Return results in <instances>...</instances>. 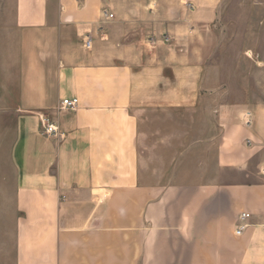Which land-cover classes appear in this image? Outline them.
<instances>
[{
    "label": "crops",
    "instance_id": "0c3cea01",
    "mask_svg": "<svg viewBox=\"0 0 264 264\" xmlns=\"http://www.w3.org/2000/svg\"><path fill=\"white\" fill-rule=\"evenodd\" d=\"M219 2L0 0V32L17 45L15 264H264V105L215 111L216 169L247 182L149 185L141 173L140 115L195 108ZM43 120L59 137L41 135Z\"/></svg>",
    "mask_w": 264,
    "mask_h": 264
},
{
    "label": "rangeland",
    "instance_id": "374dc122",
    "mask_svg": "<svg viewBox=\"0 0 264 264\" xmlns=\"http://www.w3.org/2000/svg\"><path fill=\"white\" fill-rule=\"evenodd\" d=\"M200 44L205 62L195 108L151 107L140 115L138 153L143 181L149 185L248 181L216 169L220 128L215 111L227 105H264V0H220ZM0 47L7 65L5 76H0V264H15L10 151L19 103L14 76L16 34L0 32Z\"/></svg>",
    "mask_w": 264,
    "mask_h": 264
},
{
    "label": "built area",
    "instance_id": "2783aa9c",
    "mask_svg": "<svg viewBox=\"0 0 264 264\" xmlns=\"http://www.w3.org/2000/svg\"><path fill=\"white\" fill-rule=\"evenodd\" d=\"M103 16L109 20L113 18L112 14H108L106 11L103 12ZM162 41L164 42H169L170 38L169 36L166 34L164 36H162ZM85 44V48L86 49H90L91 47V38L90 36H87L85 38L84 41ZM60 110H74L77 106H78V100L76 98L73 99H63L60 101ZM249 114H247V121L245 122V125H249V120H248ZM41 135L45 136V137H49V138H57L59 137V134L57 132V128L56 126L46 120H43L42 122V128H41ZM248 143H250L249 141H247ZM262 175L264 176V170L262 171ZM250 215L249 214H241L239 217V220L243 223L245 222V220L249 219ZM247 227L246 224L241 225L238 227V230L236 231V234L239 235L241 233V231Z\"/></svg>",
    "mask_w": 264,
    "mask_h": 264
}]
</instances>
